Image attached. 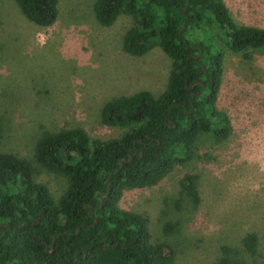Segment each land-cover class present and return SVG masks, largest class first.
<instances>
[{"label": "rangeland", "instance_id": "obj_1", "mask_svg": "<svg viewBox=\"0 0 264 264\" xmlns=\"http://www.w3.org/2000/svg\"><path fill=\"white\" fill-rule=\"evenodd\" d=\"M222 1L238 24L264 28V0ZM93 2L58 0L55 23L39 27L13 0H0V153L28 161L55 201L68 180L36 163L39 136L79 128L92 141L119 138L128 128L104 124V104L142 90L158 96L171 70L157 46L128 54L123 38L134 18L121 14L102 26ZM209 36L190 31L186 38ZM224 55L216 108L229 119V137L198 135L187 161L174 162L154 186L124 189L118 202L147 219L153 243L171 246V264L214 263L222 245L241 247L249 234L257 252L245 260L264 264V50L251 60ZM186 176L195 179L196 203L182 187Z\"/></svg>", "mask_w": 264, "mask_h": 264}, {"label": "trees", "instance_id": "obj_2", "mask_svg": "<svg viewBox=\"0 0 264 264\" xmlns=\"http://www.w3.org/2000/svg\"><path fill=\"white\" fill-rule=\"evenodd\" d=\"M13 1L39 27L57 19L58 0ZM93 12L102 26L132 16L123 48L138 57L159 47L171 60L167 86L158 96L142 90L104 104L102 122L128 128L119 138L92 141L79 128L39 136L36 163L68 180L58 201L28 161L0 153V264H171V246L152 242L147 219L118 206L123 190L156 185L191 157L202 133L227 139L229 119L216 108L224 52L251 60L264 50V28L238 24L222 0H94ZM190 31L210 36L191 42ZM181 184L196 203L194 177ZM219 250L211 264H247L256 236Z\"/></svg>", "mask_w": 264, "mask_h": 264}, {"label": "water", "instance_id": "obj_3", "mask_svg": "<svg viewBox=\"0 0 264 264\" xmlns=\"http://www.w3.org/2000/svg\"><path fill=\"white\" fill-rule=\"evenodd\" d=\"M202 55V50H200V55L198 57H200Z\"/></svg>", "mask_w": 264, "mask_h": 264}]
</instances>
